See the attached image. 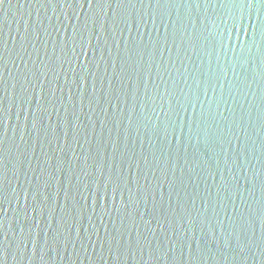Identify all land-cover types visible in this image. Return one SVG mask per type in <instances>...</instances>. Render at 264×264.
I'll return each instance as SVG.
<instances>
[{
	"label": "water",
	"instance_id": "water-1",
	"mask_svg": "<svg viewBox=\"0 0 264 264\" xmlns=\"http://www.w3.org/2000/svg\"><path fill=\"white\" fill-rule=\"evenodd\" d=\"M245 5L0 4L2 264H264V0Z\"/></svg>",
	"mask_w": 264,
	"mask_h": 264
},
{
	"label": "snow or ice",
	"instance_id": "snow-or-ice-1",
	"mask_svg": "<svg viewBox=\"0 0 264 264\" xmlns=\"http://www.w3.org/2000/svg\"><path fill=\"white\" fill-rule=\"evenodd\" d=\"M3 2H4V0H0V4H2ZM120 2L123 3L124 0H120ZM129 2H130V0H129ZM150 2H151V0H150ZM164 2L167 3L168 0H164ZM155 3L157 5H159L161 3V0H155ZM251 3H252V0H247V5H245V6H251ZM262 36H264V28H262ZM25 247H26V245H25ZM2 251H3V249L0 248V254H2ZM0 264H2V262H0Z\"/></svg>",
	"mask_w": 264,
	"mask_h": 264
}]
</instances>
